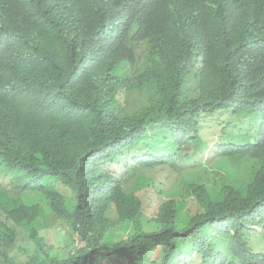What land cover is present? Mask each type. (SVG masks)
<instances>
[{"label": "trees", "instance_id": "1", "mask_svg": "<svg viewBox=\"0 0 264 264\" xmlns=\"http://www.w3.org/2000/svg\"><path fill=\"white\" fill-rule=\"evenodd\" d=\"M43 1L35 8L32 0H13L10 12L3 9L4 0H0V14L11 13L10 20L2 25L8 34L2 54L16 52L28 65L20 74L19 90L32 108V114L22 112L17 120L0 123V160L10 163L15 179L19 175L28 178L26 191L40 189L46 199L43 209L49 211L38 217L39 211L6 210L9 197L0 194V264H171L169 259L165 261L170 248H179L181 254L180 248H194L197 235L205 236L204 226H208V232L213 230L209 224L202 225L205 214L223 217L222 223L233 226L254 219L264 221V144L247 153L255 166L247 168L244 175L221 183L196 179L189 188L200 211L183 230L176 224L181 201L162 202L154 217L143 219V197L136 192L145 183L140 181L132 188V182L124 179L125 165L116 169L107 166L133 150L145 129L156 127L155 121H146L155 111L194 130L195 135L199 120L212 113L229 109L251 112L260 117L257 131L264 132V93L254 82L256 76L264 74V63H251L244 52L237 50L220 56L212 69L194 76L188 65L163 61L155 106L146 110L145 116L139 111L123 113L121 101L127 85L118 84L119 75L114 73L118 64H105L87 45L83 36L91 21L80 22L83 36L61 26L51 27L45 18L46 8L63 5L61 0ZM169 2L141 0L136 9L155 29L168 20ZM241 2L250 5L264 0ZM26 4L32 13L26 12ZM234 24L258 30L241 16ZM211 45L204 35L197 50ZM193 80L198 86L195 96L175 106L166 93L177 96L184 84ZM53 99L54 103L64 100L66 121L43 132L34 147L39 119L49 116L48 102ZM251 101L262 102L263 106ZM113 121L117 123L112 126ZM98 122H104V133ZM236 154L245 153L236 150L230 155ZM87 155L95 164L85 161ZM149 161L151 156L143 154L136 163L146 165ZM175 170L186 173L179 166ZM238 187H244L245 193ZM154 189L158 191L159 187ZM151 221L161 223L163 229L158 226L147 230ZM49 226L61 230V246L41 235V229ZM155 245L159 249L151 257Z\"/></svg>", "mask_w": 264, "mask_h": 264}, {"label": "clouds", "instance_id": "2", "mask_svg": "<svg viewBox=\"0 0 264 264\" xmlns=\"http://www.w3.org/2000/svg\"><path fill=\"white\" fill-rule=\"evenodd\" d=\"M140 1L61 0L63 7L46 8L45 18L51 27L61 26L74 34H81L80 22L82 20L91 21L87 27V35H81L87 39L89 48L97 52L105 64H118L114 71L115 75H119L118 84L119 86L127 85V92L121 101L123 113L139 111L142 116H145V111L155 106L157 101L155 95L159 90V76L163 61L175 65L178 63L188 65L189 73L194 76H199L212 69L220 56L237 50L244 52L251 63L259 65L264 63V2L243 5L242 0H170L168 20L155 29H151L146 18L136 9ZM32 2L36 8L37 2L44 1L32 0ZM13 6V0H4V10L11 12ZM26 12L32 13L28 7ZM239 16L248 23L257 26V32H253L249 28H238L234 24V20ZM10 17L11 13L0 14V123L15 121L22 112L32 114L29 99L19 90L20 74L28 65L21 61L20 55L16 52L9 51L2 54L8 42V34L2 25L8 22ZM204 35L207 43L210 41L212 45L210 48L197 50ZM254 82L255 86L264 93V74L256 76ZM196 87L198 86L195 80L187 81L177 96L166 94L175 106H179L195 96ZM190 88L193 91L189 92ZM56 99L48 102L50 105L49 116L39 119L40 130L35 138L34 147L39 143L40 135L43 132L61 127L66 121L68 111L66 104L63 99L60 103H54ZM251 102L257 106H263L262 102ZM231 111L237 113L234 109ZM151 114L146 121H155L154 126L156 127L151 130L145 129L144 137L136 143L133 150L126 151L123 157L115 159L113 162H108L107 166L113 165V168L116 169L119 165H125L124 179H127L129 183L132 182V188H135L141 180L156 179L159 193L154 189V186L138 190L151 189L155 194L156 212L162 202L174 199L181 201L183 205L176 218V224L180 227H177L178 230H183L190 220L198 216L195 213L200 209L189 188L192 184L184 188H177L176 176L178 172L175 168L179 166L187 170L201 166L209 172H216L213 181L220 180L226 175L211 168L210 162L216 157L237 159L238 161L250 157L248 156L250 154H247L249 151L264 144V132L257 131L260 117L252 116L251 112L239 116V122H245L251 129V141L242 143L227 141L225 137L221 136L224 128H214L213 139L201 148L197 156L193 157L194 149L191 144L199 138L200 129L203 127L201 124L205 117L199 120L198 135H195L194 130L167 120L165 115L159 111L151 112ZM251 116L252 119L255 117L253 122ZM115 123L117 121L110 124L113 126ZM98 124L104 133L106 130L104 122H98ZM148 127L146 125V128ZM226 127H230V125L227 124ZM166 139L177 149L176 153L166 152L158 155L151 152L154 145ZM146 142H151L152 146ZM141 143H144V146L139 148L138 145ZM142 148L145 150L144 152H142ZM183 150H188V154L193 159L189 163L174 160L176 154H181ZM236 150H241L245 154L230 155ZM143 154L151 156L152 161L146 165H139L136 160ZM57 155L61 157L60 154ZM170 157L172 162H170ZM85 161L95 164L94 159L88 155L85 156ZM9 167L10 163L0 160V194L11 195L14 193L21 196L28 194L29 196L22 203L8 205L6 210L22 211V209H26L27 213L39 211L38 217L43 212L46 213V209H43L46 199L39 193L40 189L26 191L25 185L28 178L25 175H19V178L15 179L14 174H11L13 171ZM147 169H151V172L146 173ZM87 172H91V170L88 169ZM62 189L64 190L65 187ZM40 207L41 209H39ZM146 209L143 201V219L150 220L152 217L146 215ZM47 212L49 211L47 210ZM222 218L205 214L201 221L202 225L209 224L212 227L213 230L210 229V232L214 238L228 239L229 257L221 259L219 263L215 262V264H264V252L251 251L247 241L250 235L263 231L264 221L254 219L233 226L225 222L222 223ZM151 222L152 224L147 226V230L158 226V229H163L161 223L158 225ZM205 227L208 226L203 228ZM195 242H197L196 245L190 242L194 248L189 247L182 259L180 255L183 254L184 248H180L181 254H179V248L176 251L170 248L165 261L169 259L171 264H186L192 257L201 253V261L204 264L207 256H221L220 252L214 251L213 244L208 237L197 235ZM155 246L151 257L159 249L157 245Z\"/></svg>", "mask_w": 264, "mask_h": 264}, {"label": "rangeland", "instance_id": "3", "mask_svg": "<svg viewBox=\"0 0 264 264\" xmlns=\"http://www.w3.org/2000/svg\"><path fill=\"white\" fill-rule=\"evenodd\" d=\"M193 91V89H189V92ZM243 115L242 113H233L231 109L229 110H223L220 112L212 113L211 115H208L205 117L204 122L201 124L203 127H201L199 132V138L191 144L193 145V157L197 156L201 148L206 146L214 136V128H224V132L221 133L222 137H225L226 140L233 141L234 143H242V142H248L252 140L251 136V129H249V126L243 122H239V116ZM258 120L256 121L257 124ZM227 124L230 125V127H226ZM149 146H152L151 142H146ZM144 143H141L138 145L139 148L143 147ZM177 149L170 144V141L168 139L162 140L161 142H158L157 145H154L151 149V152L154 154L161 155V153H168L173 152L176 153ZM145 150L142 148V152ZM175 160L179 162L189 163L192 161V157L188 154V150H183L181 154H176ZM210 167L214 168L218 171L223 172L226 176L222 177L220 180H218V183L226 182L227 180L235 177L236 175H244L247 171V168L251 166H255V161L250 159L249 157L243 158L241 161H238L237 159H228L225 157H216L210 162ZM151 169H147L146 173H150ZM216 172H209L207 169L197 166L194 168H189L186 170V173L181 175L180 173L177 174V188H184L185 186L189 184L195 183L196 179H203L206 182H213L215 179ZM145 183V187L152 188L153 186H156L158 184V181L156 179H146L141 180ZM241 193H245L244 187H238L237 188ZM137 194L141 195L143 197L144 206L147 208L145 210L146 215L153 217L156 213V206H155V194L151 191V189L146 190H138ZM28 194H11L8 195L9 201L8 205H14L15 203H22L26 201L28 198ZM47 212V209H46ZM41 235L48 241H53L56 243V245H62L63 238L61 234V230L57 227H45L41 229ZM205 237H208L210 241L213 244V248L215 252H220L221 256H207L206 261L204 264H215V262L219 263L221 259L228 258L229 253V244L227 238H214L212 233L208 229H204ZM26 239V236H24ZM21 241L23 240L21 237H18ZM248 247L251 251H261L264 252V229L260 233H254L248 237ZM18 241H14V243H17ZM156 247V246H154ZM154 247L151 249L154 250ZM9 248V246H8ZM187 252V249H184L182 256L180 258L182 259ZM19 253V252H18ZM20 258V254H18ZM202 255L201 253L197 256L192 257L190 260L187 261L186 264H202Z\"/></svg>", "mask_w": 264, "mask_h": 264}]
</instances>
